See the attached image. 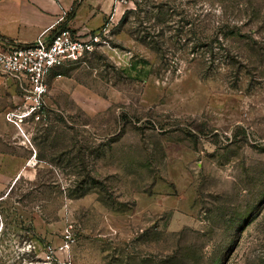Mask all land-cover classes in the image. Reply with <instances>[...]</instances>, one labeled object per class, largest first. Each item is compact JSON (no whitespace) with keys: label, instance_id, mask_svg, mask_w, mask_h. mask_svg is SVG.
Listing matches in <instances>:
<instances>
[{"label":"rangeland","instance_id":"1","mask_svg":"<svg viewBox=\"0 0 264 264\" xmlns=\"http://www.w3.org/2000/svg\"><path fill=\"white\" fill-rule=\"evenodd\" d=\"M119 7L40 115L0 91V264H264V0Z\"/></svg>","mask_w":264,"mask_h":264},{"label":"built area","instance_id":"2","mask_svg":"<svg viewBox=\"0 0 264 264\" xmlns=\"http://www.w3.org/2000/svg\"><path fill=\"white\" fill-rule=\"evenodd\" d=\"M127 0H116L117 7ZM107 28L80 34L69 27L57 26L47 38L26 46H15L0 39V76L15 82L22 95V117L40 115L46 108L49 80L55 70L81 63L88 55L106 46ZM12 114V118H13ZM61 246L50 252H66L73 242L72 227L66 229ZM61 264H71L64 261Z\"/></svg>","mask_w":264,"mask_h":264},{"label":"crops","instance_id":"3","mask_svg":"<svg viewBox=\"0 0 264 264\" xmlns=\"http://www.w3.org/2000/svg\"><path fill=\"white\" fill-rule=\"evenodd\" d=\"M120 9L116 0H0V39L15 46L31 45L42 35L48 38L60 25L87 34L100 30L111 18L119 20L124 13ZM59 70L50 80L61 77ZM0 91L22 103L18 85L2 76Z\"/></svg>","mask_w":264,"mask_h":264},{"label":"trees","instance_id":"4","mask_svg":"<svg viewBox=\"0 0 264 264\" xmlns=\"http://www.w3.org/2000/svg\"><path fill=\"white\" fill-rule=\"evenodd\" d=\"M64 27H65V26H64ZM146 64H147V63H146ZM138 65H140V63H136L135 65H133V66H134V68H135V70H137V68H136V67H137Z\"/></svg>","mask_w":264,"mask_h":264}]
</instances>
